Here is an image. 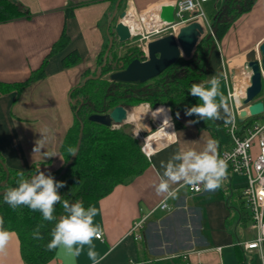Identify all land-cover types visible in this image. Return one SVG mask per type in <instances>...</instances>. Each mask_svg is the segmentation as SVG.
<instances>
[{"label": "crops", "instance_id": "crops-1", "mask_svg": "<svg viewBox=\"0 0 264 264\" xmlns=\"http://www.w3.org/2000/svg\"><path fill=\"white\" fill-rule=\"evenodd\" d=\"M11 1L20 4L29 16L0 23V159L11 170L23 172L35 166L52 173L63 165L60 147L74 122L72 105L76 101L70 93L83 83L86 74L96 72L99 55L108 44L107 31L110 33L113 28L111 25L107 29L117 0ZM177 1L124 0L120 10L126 7L136 17L145 12L138 17L145 18L155 14V7ZM206 4L210 3H203V7ZM63 31L68 45L47 57ZM263 41L264 0H255L251 10L239 16L221 39L210 42L205 55V80L200 84L210 87L209 79L218 76L220 91L238 121L240 110L237 114L228 98L230 76L233 82L239 81L235 71L241 64L244 67L247 53ZM72 51L77 52L80 62L64 68L61 60ZM46 57L42 77L20 89L12 87L25 82ZM244 70L247 75L240 82L249 85L250 73ZM261 93L257 101L264 103V92ZM139 106L142 105L127 107L126 123L132 122L134 127L148 132L155 120V110L145 109L142 116L135 118L134 110ZM166 109L172 125L169 140L151 154L141 174L126 185L116 186L93 204L98 209L94 223L103 232L101 239L93 240L95 251L100 255L108 253L101 264H235L234 247L255 237L241 194L245 177L227 167L226 179L214 191L192 192L187 186L174 184L171 187L177 190L175 199H165L156 193V185L165 171L161 163L167 164L175 153L202 150L209 139L218 142V154L230 147V138L223 129L225 121L213 120L214 128L206 129L179 112V118L174 116L179 125L175 127ZM259 118L264 120V112L256 118L247 116L243 121L251 119L253 125L263 128L264 134V122H255ZM163 201L168 207L165 210L159 208ZM143 217L146 219L139 232L141 239L136 240L130 229ZM87 251L85 246L79 257H73L65 248L58 247L47 264H92ZM246 252L255 255L253 264H261L256 251ZM0 264H24L15 233L6 250L0 253Z\"/></svg>", "mask_w": 264, "mask_h": 264}, {"label": "trees", "instance_id": "trees-1", "mask_svg": "<svg viewBox=\"0 0 264 264\" xmlns=\"http://www.w3.org/2000/svg\"><path fill=\"white\" fill-rule=\"evenodd\" d=\"M123 1L121 0L119 8L122 7ZM207 2L210 4L208 6L206 4L203 10L211 29H215L214 35L209 39L204 35L190 59L179 58L160 75L151 79L154 81L152 87L145 86L147 81L145 83L109 81L110 73L124 69L134 59L141 61L145 59L138 43L124 44L125 46L123 45L121 49H116L113 42L105 64H103V55L107 45L99 55L96 72L90 77L86 74L85 81L71 91L70 95H75L77 99L72 105L74 122L67 130L60 147L63 165L52 172L56 180L66 182V187L59 190L62 201L55 206L56 219L52 222L45 221L39 211H33L23 205L13 209L5 203L4 194H0V216L4 217L5 227L17 236L24 264H47L54 258L57 248L49 251L47 244L52 239L51 231L55 224L61 216L66 214L63 209L64 200L70 203L82 200L85 207L93 205L111 193L116 186L128 184L149 164L148 159L141 152L140 141L132 134L130 124L112 128L109 124L90 121L89 116L95 113L93 111H101L104 106L109 109L116 105L134 107L142 103H147L152 110L156 106H165L169 109L172 122L176 127L179 126L174 119L177 112H184L185 107L191 108L201 103L198 98L190 95V90L194 83L200 84L205 80V55L210 42L221 39L239 16L251 10L255 0H209ZM222 6H225V9H222ZM70 13L68 12V15ZM28 16L29 12L20 4L11 0H0V23ZM113 35L111 31L109 36ZM67 45L68 38L63 31L47 57L62 51ZM47 57L40 68L25 82L12 84V87L20 89L42 77ZM79 62L80 57L76 51L69 52L61 60L64 68ZM96 75L98 76L95 78ZM81 101L83 105L77 109ZM188 117L192 121L199 119L195 115ZM80 120L83 122L80 148L74 161L69 163L76 147ZM252 123L251 119L239 121V133L254 126ZM195 124L206 129L214 128L213 120H198ZM65 165L63 174L59 175ZM37 170H39L38 167L31 166L23 171L24 178L36 175ZM7 171L9 177L5 188L17 187L21 172L9 168ZM5 176L6 173L0 165V181L4 180ZM41 225L40 233L43 239H33L32 233ZM234 253L235 264H253L255 255L252 253L248 255L242 246H235Z\"/></svg>", "mask_w": 264, "mask_h": 264}, {"label": "clouds", "instance_id": "clouds-1", "mask_svg": "<svg viewBox=\"0 0 264 264\" xmlns=\"http://www.w3.org/2000/svg\"><path fill=\"white\" fill-rule=\"evenodd\" d=\"M208 83L210 87L197 83L191 86L190 95L198 98L202 103L195 104L191 108L185 107L184 115H195L199 118L198 120L232 122L234 117L227 99L220 91L219 77L212 76ZM179 115L180 113L177 112V118ZM198 120L190 122L196 123ZM161 167L165 171L156 185V193L164 196L165 199H175L177 190L171 187L174 184L191 186L198 192L202 189L214 191L220 188L227 177L228 164L227 159L221 158L218 154V142L209 139L202 150L179 151L169 159L167 164L162 162ZM17 185L4 193L5 203L13 209L23 205L33 211H39L45 221L52 222L56 219L55 206L62 201L59 190L66 187L65 181L56 180L51 172L37 170L36 175L31 178H24L21 172ZM63 209L66 214L60 217L52 229V239L47 244V249L51 251L63 247L73 257H79L87 246V256L92 264H101L107 258L108 253L98 254L93 243L94 239H101L103 235L100 225L94 223L98 209L94 205L85 207L82 200L72 203L64 200ZM40 227L42 225L32 233L33 239H43ZM13 235L14 233L5 227L4 217L0 216V253L6 250ZM251 247L259 249L261 260L264 261V225L260 226L258 239L251 244Z\"/></svg>", "mask_w": 264, "mask_h": 264}, {"label": "water", "instance_id": "water-1", "mask_svg": "<svg viewBox=\"0 0 264 264\" xmlns=\"http://www.w3.org/2000/svg\"><path fill=\"white\" fill-rule=\"evenodd\" d=\"M121 0H117L113 13L108 22V28L113 23V36L108 34V44L103 55L105 64L109 50L113 44V37H116L119 43H126L131 41L134 37L131 34L129 27L122 21L126 15V10L119 11V4ZM156 20L159 23L172 25L175 23L174 18V4H164L160 7V11L156 14ZM212 32L205 34L203 26L197 21H190L181 26L177 33L167 34L158 38L148 40L145 43L146 58L144 60L134 59L124 69L112 72L108 75L109 81L120 83H145L166 70L179 58L190 59L195 51L200 39L206 35L209 39L214 35V28ZM260 60L256 58V51L253 49L247 53V60L244 63V69L250 73L249 85L245 89L244 97L241 99L240 105L243 109L240 110L239 121H243L245 117H254L264 112V103L261 100H256L257 96L262 91V72L264 73V41L258 46ZM234 71L232 70V73ZM98 74V72H97ZM98 75L95 76V78ZM90 77V76H88ZM85 81V80H84ZM83 81V82H84ZM83 105L81 101L78 108ZM156 106L153 110H156ZM103 114L95 112L89 116V120L102 124H109L111 126H121L126 123L128 119L127 107L124 105H116L113 108L107 109L105 106L102 109ZM80 128L75 150L69 159V163L73 162L80 148L83 122L80 120ZM146 132V131H144ZM0 165L6 173L5 179L0 182V194H4L8 188H5L9 173L4 162L0 159ZM66 165L60 171L63 174ZM59 175L57 177H59ZM56 177V178H57Z\"/></svg>", "mask_w": 264, "mask_h": 264}, {"label": "built area", "instance_id": "built-area-1", "mask_svg": "<svg viewBox=\"0 0 264 264\" xmlns=\"http://www.w3.org/2000/svg\"><path fill=\"white\" fill-rule=\"evenodd\" d=\"M209 0H179L174 3V18L175 23L172 25H166L159 23L155 26H152L149 31L150 34L154 35L156 38L167 35V34H176L178 29L190 21L199 22L203 28L212 32L211 27L205 17L203 10V3ZM155 18L156 14L160 11V7H155ZM189 14L186 16V14ZM137 14V13H136ZM145 12L142 13L144 15ZM139 15V14H137ZM141 15V16H142ZM140 16V15H139ZM140 16V17H141ZM157 22V20H156ZM140 31V30H139ZM138 31V32H139ZM132 34L133 37L139 35L140 33ZM141 39H138V42ZM147 42V41H146ZM137 43V42H136ZM117 46L122 47L121 43H116ZM140 45V43L138 44ZM145 45V44H144ZM143 52L144 57L146 58V48L145 46H139ZM256 51V58L260 60V54L258 52V47L254 49ZM245 72V70H244ZM245 75V74H244ZM223 79H227V76L224 74ZM230 89L228 90V98L230 103L233 105L235 112L238 114L239 110L243 109L240 104H237L235 97V85L233 82V76H230ZM264 92V73L262 72V91ZM148 108V104L145 105ZM234 119L230 123H224L223 129L230 138V147L222 150L219 153L221 158L227 159L228 168L230 171L236 175L245 177L246 184L241 192L242 197L245 201V204L250 213L251 219V228L255 230V237L250 240L242 243L240 246L245 251H256L260 258L261 264H264V261L261 260L260 252L258 248L251 247V244L258 239L260 226L264 225V134L263 128L259 126H252L243 131L242 134H239V121L235 115ZM152 125L155 126V121L159 122L157 119L153 120ZM112 128H118V126H112ZM161 127L158 130H160ZM156 131V132H157ZM149 132V131H148ZM144 132L143 129L135 127L132 131V134L137 138L141 143V152L144 156L149 159L151 154L160 146H163L164 143L168 141L170 136H165L164 140L156 142L154 148L151 149L147 147V138L153 133ZM147 134V135H146ZM256 143L257 150L254 151V144ZM189 191L198 192L193 187L187 186ZM200 192V191H199ZM159 208L161 210L167 209V204L163 201ZM146 217L141 218V220L133 223L131 226V232L134 234L135 239H141V229ZM140 232V233H139ZM185 258V256H184ZM55 264H63L61 262H56Z\"/></svg>", "mask_w": 264, "mask_h": 264}, {"label": "bare ground", "instance_id": "bare-ground-1", "mask_svg": "<svg viewBox=\"0 0 264 264\" xmlns=\"http://www.w3.org/2000/svg\"><path fill=\"white\" fill-rule=\"evenodd\" d=\"M150 13V12H149ZM122 21L129 27L131 30V34H135L140 30V27L143 26L145 29L150 30L152 26H155L158 24L156 22L155 14L147 16L145 18L137 19L136 16L132 13L131 10H126V15L122 18ZM235 85V97H236V102L238 98L237 104H240L241 99L243 98L241 94L245 93V87L243 86V83L240 81L235 80L234 81ZM248 86V85H245ZM147 108L146 106H139L135 109V118H138L143 115L144 110ZM149 114V113H148ZM153 116L155 119L161 123L162 127L160 130H158L156 133H153L152 135H149L146 142H147V147L153 149L154 145L156 142L164 140L165 136H168L171 132L172 125L168 120V115H167V109L164 107H158L155 112L153 113ZM151 117V116H150ZM154 119V118H153ZM172 135V134H170ZM172 138V137H171ZM169 140V139H168Z\"/></svg>", "mask_w": 264, "mask_h": 264}, {"label": "rangeland", "instance_id": "rangeland-1", "mask_svg": "<svg viewBox=\"0 0 264 264\" xmlns=\"http://www.w3.org/2000/svg\"><path fill=\"white\" fill-rule=\"evenodd\" d=\"M127 8L125 7V9L124 10H126ZM222 9H225V6H222ZM142 13H139V15H141ZM189 14L187 13L186 14V16H188ZM139 17V16H138ZM138 17H136L137 19H141V18H138ZM112 26H113V23H112ZM111 31H113V28H111ZM206 31H207V33H210V31L208 30V29H206ZM138 33H140L139 35H136L131 41H135V42H137L138 44L140 43V45L141 46H145L144 44L146 43V41H148V40H151V39H154V38H156L154 35H152V34H150L149 33V31L148 32H146V29H145V27H143V26H141L140 27V31L138 32ZM142 36L144 37L142 40H141V42H138V39H141L142 38ZM129 42V41H128ZM116 43H118V41H117V39H116V37H115V39H114V46H116L115 44ZM122 45L121 46H123L124 44H127V42L126 43H121ZM139 45V46H140ZM125 46V45H124ZM245 60H247V56L245 57ZM243 65L241 64V66H240V68H239V70H237V71H235L236 73L235 74H238V77H239V81H244L245 80V76L247 75V74H243V72H244V67H242ZM231 68H233V63H232V65H231ZM237 68H235V70H236ZM247 73V72H246ZM154 84V81L153 80H149V81H147L146 83H145V86L146 87H149V86H151L152 87V85ZM243 86L245 87V88H247V86H245L244 84H243ZM244 94L245 93H243V94H241L242 95V97H244ZM261 94L262 93H260L259 94V96L256 98V100L261 96ZM72 99H74V101L76 100V96L75 95H73L72 96ZM140 105H142L143 107H145V105H147V103H142V104H140ZM161 107V106H160ZM147 108V107H146ZM148 110H151V111H153L150 107H149V105H148V108H147ZM134 112H135V110H134ZM130 117H131V115H130ZM154 122V121H153ZM255 122H258L259 124H263V122H264V120L263 119H261V118H259L258 120H256ZM126 124H130L131 125V131H133L134 130V123H132V122H127ZM162 124L161 123H159V122H157V121H155V126H153L152 125V123L150 124V126H149V128H148V133L147 134H149V133H153V132H156L157 131V129H159L160 128V126H161ZM162 127V126H161ZM146 134V135H147ZM1 182V181H0Z\"/></svg>", "mask_w": 264, "mask_h": 264}, {"label": "flooded vegetation", "instance_id": "flooded-vegetation-1", "mask_svg": "<svg viewBox=\"0 0 264 264\" xmlns=\"http://www.w3.org/2000/svg\"><path fill=\"white\" fill-rule=\"evenodd\" d=\"M118 10H119V11H122V10H120V8H118ZM93 112H99L100 114H103L102 110H101V111H98V110H97V111H93Z\"/></svg>", "mask_w": 264, "mask_h": 264}]
</instances>
